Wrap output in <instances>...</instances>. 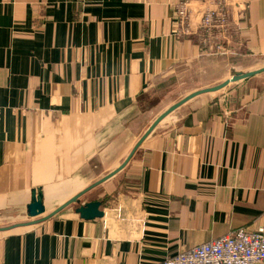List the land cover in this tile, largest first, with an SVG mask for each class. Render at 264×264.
I'll return each instance as SVG.
<instances>
[{
    "label": "crops",
    "instance_id": "crops-1",
    "mask_svg": "<svg viewBox=\"0 0 264 264\" xmlns=\"http://www.w3.org/2000/svg\"><path fill=\"white\" fill-rule=\"evenodd\" d=\"M182 1L0 0V211L27 213L37 188L46 207L0 235V264H154L264 231V83L168 115L80 204L101 201L102 217L68 205L46 218L125 161L142 103L174 87L178 63L264 52V0L223 5L229 33L191 15V36L174 20Z\"/></svg>",
    "mask_w": 264,
    "mask_h": 264
},
{
    "label": "rangeland",
    "instance_id": "rangeland-1",
    "mask_svg": "<svg viewBox=\"0 0 264 264\" xmlns=\"http://www.w3.org/2000/svg\"><path fill=\"white\" fill-rule=\"evenodd\" d=\"M186 2L190 3L191 9L193 11L192 16L195 19H199L202 14L209 10L215 11V23H217L218 27L224 28L226 32L229 33L230 28H226L225 23H227V19L230 20L231 17H228L230 15L225 16V9H221L223 5H229L233 0H220V4H215L211 7H208V9H198L195 4H193L192 0H184ZM183 2V1H182ZM181 2V3H182ZM211 3L214 2V0H210ZM180 3V4H181ZM179 4V5H180ZM178 6V5H177ZM175 6L174 8V20L175 22L181 21L177 18V10L178 7ZM192 16L185 19V23H182L184 26H188L190 31V21L192 20ZM198 17V18H197ZM200 21V20H199ZM193 24L196 21H192ZM223 25V26H221ZM199 26L203 28L202 23L200 21ZM193 32L187 33L188 36H191ZM209 33V32H206ZM205 41L207 39V35L205 36ZM223 40V38H221ZM223 41H226L225 38ZM227 42H224V46H227ZM218 48V45H217ZM227 48V47H226ZM225 56V57H224ZM264 67V52L257 51L251 52L248 49H245L241 45L239 46L238 53L237 54H227L222 55L221 59H207V60H201V61H182L176 65V76L172 78L170 77L168 81L174 80L173 83L174 87L172 89H169L167 91L159 90L157 93H152V99H146L142 105L141 112L142 116L139 117L138 125L137 127H140L142 122L141 128L143 130H147L149 121L152 117L155 116V114H159L162 111L164 112L166 109H168L173 104L177 103L179 100L184 98L185 96L189 95L190 93H193L197 90L211 88L214 86H217L221 83H225L228 80H231V77L234 75H242L244 73L255 71L257 69ZM251 83H258L263 84L264 83V72L256 74L255 76L246 79L241 80L238 82H232L228 84L225 88L218 90L216 92H208L201 94L195 98L194 100L198 99H212L215 97L216 99L219 97H222L223 95H228L231 92H235L236 89H239L242 85L251 84ZM169 84V86H172ZM156 96V99H158V105L155 104L156 101H154V97ZM188 102V101H187ZM186 102V103H187ZM138 129V130H142ZM137 134L140 133V131H136ZM132 135V134H131ZM79 183L82 185L84 182L83 180L79 179ZM86 188V187H85ZM96 190L91 189L86 194L81 196L77 202L70 204L71 207H79L80 204L93 197ZM46 203L48 204L47 200ZM56 204V203H55ZM54 205L48 206V211L53 210ZM14 208L16 211H0V228L5 227H12L18 224L27 223L30 222L32 219L27 216L26 210ZM36 219V218H34ZM7 231V230H4ZM4 231L0 232V235H3Z\"/></svg>",
    "mask_w": 264,
    "mask_h": 264
},
{
    "label": "built area",
    "instance_id": "built-area-1",
    "mask_svg": "<svg viewBox=\"0 0 264 264\" xmlns=\"http://www.w3.org/2000/svg\"><path fill=\"white\" fill-rule=\"evenodd\" d=\"M214 0V4H220ZM233 6L240 5L238 0L231 2ZM211 5V6H213ZM177 18L185 23L193 11L190 3L183 1L177 6ZM215 11L209 10L202 14L199 20L206 32L215 27ZM185 34L190 33L184 28ZM264 262V231L240 228L229 234L203 242L185 249L176 255L154 264H260Z\"/></svg>",
    "mask_w": 264,
    "mask_h": 264
},
{
    "label": "water",
    "instance_id": "water-1",
    "mask_svg": "<svg viewBox=\"0 0 264 264\" xmlns=\"http://www.w3.org/2000/svg\"><path fill=\"white\" fill-rule=\"evenodd\" d=\"M262 72H264V67L263 68H260V69H257L255 71H250V72L245 73V74H243L241 76L234 77L231 80H228L227 82L221 83V84H219L217 86H214V87H211V88L197 90V91H195L193 93H190L189 95L185 96L184 98H182L181 100H179L177 103L173 104L172 106H170L163 113H161L155 119V121L147 128V130L141 136V138L138 140V142L136 143V145L134 146V148L131 150V152L129 153V155L125 159V161L116 170H114L113 172L109 173L108 175H106L101 180H99V181H97V182L89 185L88 187L84 188L82 191H80L79 193H77L76 195H74L68 201H66L65 203H63L62 205H60L57 209H55L52 213H50L46 218L53 216L54 214L58 213L59 211H61L65 207H67L68 205L77 202L78 199L81 196H83L84 194H86L88 191H90L91 189H93L97 185H100L101 183L105 182L106 180L112 178L117 173H119L129 163V161L131 160L132 156L136 152L137 148L148 137V135L168 115H170L177 108H179L180 106H182L183 104H185L187 101H189V100H191V99H193V98H195V97H197V96H199L201 94H204V93L216 92L218 90H221V89L225 88L226 86H228V84H230L232 82H238V81H241V80H246V79H249V78L255 76L256 74H259V73H262ZM101 205H102L101 201H98V200L97 201H89V202L85 203L84 205H80L79 207H77L76 208V212L79 213L80 216L83 219H86V220L94 219V218H98V217H102L104 213L100 209ZM45 212H46V207H45V204H44V194H43L42 189L41 188L32 189V191H31V201L27 205V215L30 218H36L38 216H41ZM39 221L40 220H35V221H32L31 223H23V224H18V225L12 226V227L0 228V231L8 230V229H11V228H14V227H18V226H22V225H28V224L37 223Z\"/></svg>",
    "mask_w": 264,
    "mask_h": 264
},
{
    "label": "bare ground",
    "instance_id": "bare-ground-1",
    "mask_svg": "<svg viewBox=\"0 0 264 264\" xmlns=\"http://www.w3.org/2000/svg\"><path fill=\"white\" fill-rule=\"evenodd\" d=\"M234 78V77H233Z\"/></svg>",
    "mask_w": 264,
    "mask_h": 264
}]
</instances>
